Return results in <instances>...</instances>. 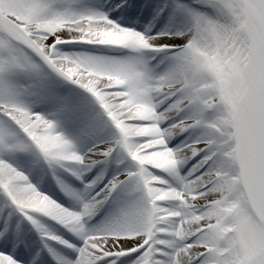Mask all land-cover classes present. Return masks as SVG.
<instances>
[{
	"label": "snow or ice",
	"instance_id": "6c2138e0",
	"mask_svg": "<svg viewBox=\"0 0 264 264\" xmlns=\"http://www.w3.org/2000/svg\"><path fill=\"white\" fill-rule=\"evenodd\" d=\"M0 264H264V0H0Z\"/></svg>",
	"mask_w": 264,
	"mask_h": 264
}]
</instances>
